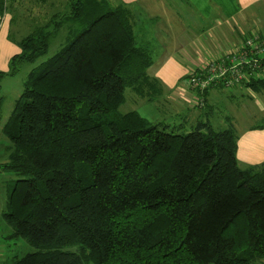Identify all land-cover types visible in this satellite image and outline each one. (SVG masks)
Wrapping results in <instances>:
<instances>
[{
    "label": "trees",
    "instance_id": "16d2710c",
    "mask_svg": "<svg viewBox=\"0 0 264 264\" xmlns=\"http://www.w3.org/2000/svg\"><path fill=\"white\" fill-rule=\"evenodd\" d=\"M60 3L69 8L63 23L56 10L36 21L9 63L12 74L35 62L61 24H71L64 45L28 73L2 128L10 151L1 169L16 179L0 210V237L30 251L0 264L263 259L264 162L238 166L231 122L217 129L198 120L184 132L120 114L126 88L140 97L158 89L131 10L107 0ZM258 79L241 87L254 89Z\"/></svg>",
    "mask_w": 264,
    "mask_h": 264
},
{
    "label": "crops",
    "instance_id": "0c3cea01",
    "mask_svg": "<svg viewBox=\"0 0 264 264\" xmlns=\"http://www.w3.org/2000/svg\"><path fill=\"white\" fill-rule=\"evenodd\" d=\"M107 1L112 7L125 5L131 10L136 41L152 52L153 63L147 69V75L156 82L158 88L157 92L154 91L152 94L155 99L168 105L172 114L185 116L193 125L202 115L207 114L209 107L212 112L218 98L224 96L231 103L240 100V108L244 106L245 98H252L259 113L257 115L264 116V85L261 83L264 82V67L256 74V77L262 80L254 89L210 88L205 94V101H202L201 107L195 105L197 97L185 84L187 69L200 66L207 59L241 44L251 33L260 34L264 40V0ZM35 25H37L36 21L24 28L22 31L24 33L20 36L29 34ZM12 31L14 29L10 24L9 15H1L0 70L2 71L8 70L10 60L20 52L17 42L21 37L12 39ZM139 98L148 104L155 101L151 96H139ZM262 124L264 120L248 124L236 139V159L241 169L264 162V127H256Z\"/></svg>",
    "mask_w": 264,
    "mask_h": 264
},
{
    "label": "rangeland",
    "instance_id": "374dc122",
    "mask_svg": "<svg viewBox=\"0 0 264 264\" xmlns=\"http://www.w3.org/2000/svg\"><path fill=\"white\" fill-rule=\"evenodd\" d=\"M53 3H55L53 6H49L47 2L41 0H6V9L2 15H9L10 24L14 29L12 31V39L20 38L21 33H24L22 32L24 28L28 27L34 21L39 20L41 22L43 16L48 17L54 10L60 14L59 16L62 17L63 23V16L69 12V8L63 3L58 4L56 0ZM70 25L65 22L61 24L60 29L50 36L46 54L38 58L35 62L18 63L16 70L12 74H8L10 65L7 71L0 70V210L6 202L5 192L10 189L16 179L14 174L4 172L1 169L2 165L8 160L10 151V143L3 135L2 128L10 117L15 100L23 89L28 73L32 69L37 68L42 61L52 56L64 45L68 32L67 29ZM151 97L155 99L154 96ZM124 98V103L118 109L120 114L135 111L154 123H160L163 127L168 126V128L184 129V132L189 128L188 125L192 123L188 122L185 116H175L172 114L173 112H171L169 106L162 101L155 99L152 104L146 103L145 100H141L129 88L124 90ZM239 104L240 100L232 101L231 103L228 98L224 96L220 97L214 104L212 112L211 107H209L207 114L202 115L199 120L217 129L225 128L228 122H231L236 131V136L239 137L241 132L247 128L248 124L264 120V116L260 117L257 115L258 110L256 109L254 99L245 98L242 108H240ZM226 118H229V120ZM193 124H196V122ZM28 251H30V248L25 243L5 241L0 237V262L6 256L12 254L21 255ZM256 264H264V258L257 261Z\"/></svg>",
    "mask_w": 264,
    "mask_h": 264
},
{
    "label": "built area",
    "instance_id": "2783aa9c",
    "mask_svg": "<svg viewBox=\"0 0 264 264\" xmlns=\"http://www.w3.org/2000/svg\"><path fill=\"white\" fill-rule=\"evenodd\" d=\"M263 67L264 41L257 33H251L241 44L187 69L185 84L197 97L195 105L201 107V92L219 86L225 90L241 87Z\"/></svg>",
    "mask_w": 264,
    "mask_h": 264
}]
</instances>
